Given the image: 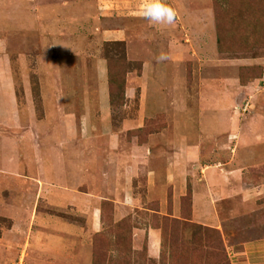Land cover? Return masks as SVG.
Returning <instances> with one entry per match:
<instances>
[{"label":"rangeland","instance_id":"obj_1","mask_svg":"<svg viewBox=\"0 0 264 264\" xmlns=\"http://www.w3.org/2000/svg\"><path fill=\"white\" fill-rule=\"evenodd\" d=\"M166 3L177 12L170 27L142 17L144 0H0L12 118L0 124V264H231L228 244L252 236L254 214L228 218L224 200L222 229L196 222L193 195L227 163L264 179V0ZM136 146L161 177L185 163L184 194L176 182L148 188L147 162L131 189L145 201L115 203L124 181L114 195L105 174L125 165L103 158L127 160ZM66 190L93 194L98 231L93 205L82 212L60 198ZM150 228L160 232L155 258Z\"/></svg>","mask_w":264,"mask_h":264},{"label":"crops","instance_id":"obj_2","mask_svg":"<svg viewBox=\"0 0 264 264\" xmlns=\"http://www.w3.org/2000/svg\"><path fill=\"white\" fill-rule=\"evenodd\" d=\"M122 34L123 33H121L120 31L115 33L106 31L103 32L102 35L104 37L113 36L114 38H120L119 36H121ZM4 78L6 79L5 76L1 77L0 75V124H8L9 121H11L12 119L10 117L11 114H9L10 111L7 109V98L5 97V92L7 91V88ZM13 108L14 104L12 103L11 110ZM248 139H252V137H248ZM32 151L33 149L31 147V153ZM12 153L13 150L3 152V155H1L3 158L2 162L4 163V160L11 156ZM247 154L248 156H246L245 160L252 161L253 158L251 153ZM148 155H150L149 152ZM123 156L121 153H117V150H113L112 153H107L105 155V158H103V160L108 158L107 162L111 165L109 166L112 169L113 167L116 169L125 165V171H123L122 173L111 172L105 174V178L107 181L105 187L110 188L113 186L112 194L115 195L114 186L116 187L117 184L115 179H120L124 181V199L122 200L119 198H114L113 201L115 203H128V205L130 206H141L142 201H145V199L140 200L139 197L134 194L133 191H131V189H133L134 174L137 173L136 170L140 168L139 166H145L147 162L149 164V158H147L144 146H136V148L133 149L132 153L129 155L127 160H124ZM243 157L244 156H242V158ZM238 160L240 161V163L243 162L242 159ZM126 161H128L127 165L124 164V162ZM229 164L230 163L226 164L224 170L222 167L220 170L216 168L210 169L207 172V180L205 181L206 189L194 191V220L203 225L222 229L223 226L221 211L219 210L218 204L220 201L223 200L227 201L229 205L225 209L226 217L228 218H232L236 214L240 215L241 213L244 215H250L251 213L254 214L255 223L253 226H255V228H252L253 221L251 225H248L246 227V229L249 228L246 234L252 236L244 237L241 240H236L234 242L229 243L227 246L228 257L231 264H264V179L261 181H253L248 177L244 176L243 164H241L242 166H240V168L236 170L232 169ZM149 166L150 164L146 167L145 170V183L148 188H152L153 186L158 185L160 189H163V186L169 185L172 182H176L178 183V191L181 194H184L187 187V174H189V171H187V168L185 167V163L178 165V173L176 175H174L173 170L170 169L169 166H166V173L163 177H161L160 174H157V172L151 167L149 168ZM14 167L15 169H17V164H15ZM74 169H76V165H74ZM56 170L57 169H54V171ZM75 171V176L77 177L79 174L77 173V169L74 170V172ZM100 175L101 173L95 175V177L97 178L96 180H102L99 177ZM84 176L85 175H83V173L80 174L81 180H83ZM196 180L197 179L194 178V181ZM88 195L93 196V194H89L88 192H79L78 194H74L73 191L66 190L64 191V193H60L59 196L63 200H70L71 202H75L74 205H76L77 208L82 212L84 210H88L89 205L92 204L93 206L90 210L91 228L92 231H98L101 227L99 220L100 209L95 206V199L89 198ZM159 238L160 232L158 229L150 228L147 230V252L150 256L154 258L157 256L158 253Z\"/></svg>","mask_w":264,"mask_h":264},{"label":"clouds","instance_id":"obj_3","mask_svg":"<svg viewBox=\"0 0 264 264\" xmlns=\"http://www.w3.org/2000/svg\"><path fill=\"white\" fill-rule=\"evenodd\" d=\"M141 15L150 24L170 27L176 21L177 12L166 0H144ZM156 59L157 62H164L168 56L161 52Z\"/></svg>","mask_w":264,"mask_h":264}]
</instances>
